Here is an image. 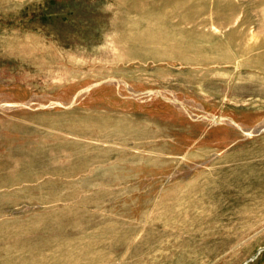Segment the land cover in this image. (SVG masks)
<instances>
[{
    "label": "rangeland",
    "instance_id": "obj_1",
    "mask_svg": "<svg viewBox=\"0 0 264 264\" xmlns=\"http://www.w3.org/2000/svg\"><path fill=\"white\" fill-rule=\"evenodd\" d=\"M0 264H264V0H0Z\"/></svg>",
    "mask_w": 264,
    "mask_h": 264
}]
</instances>
